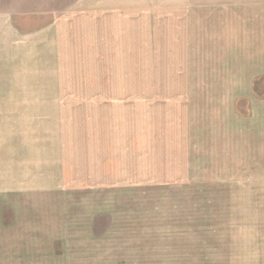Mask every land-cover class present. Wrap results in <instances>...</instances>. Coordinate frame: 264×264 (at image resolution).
Instances as JSON below:
<instances>
[{
    "label": "rangeland",
    "instance_id": "374dc122",
    "mask_svg": "<svg viewBox=\"0 0 264 264\" xmlns=\"http://www.w3.org/2000/svg\"><path fill=\"white\" fill-rule=\"evenodd\" d=\"M12 9L0 264H264V0Z\"/></svg>",
    "mask_w": 264,
    "mask_h": 264
},
{
    "label": "crops",
    "instance_id": "0c3cea01",
    "mask_svg": "<svg viewBox=\"0 0 264 264\" xmlns=\"http://www.w3.org/2000/svg\"><path fill=\"white\" fill-rule=\"evenodd\" d=\"M98 10H101V8H98ZM9 14L7 17L3 14ZM61 11L56 13L55 15H60ZM101 13L100 15H106V14H109V13H105V12H99ZM2 12L0 13V56L3 55V54H8L9 58L5 57L6 59H3L1 58L2 60H10L8 61L10 63V72L13 71V64H15V62L13 63V61H18V58L17 56L19 54H21V52H23V50L21 49L22 48V45L19 41V29L17 28L18 25H16V22H13V19L19 16H33L34 14H37V13H27V12H13V9L11 10V12ZM39 14V13H38ZM40 14H43V13H40ZM46 14H50L49 12L48 13H44L43 14V18H47V15ZM65 14V12L63 13ZM62 14V19H59L58 16H56L54 18V20L52 21V23H48V25H45V26H41V30H42V33L43 35H41V42H43V39H45V37L49 36V33H48V28L51 27V24L53 26H55V23L58 24V26H60V20H61V25H65L63 23V21H65V19H67V17H64V15ZM58 17V18H57ZM50 19V18H49ZM101 18H97V20H100ZM95 20V19H94ZM15 21V20H14ZM102 23H99V27H98V30L100 28V25ZM52 26V27H53ZM65 29V28H63ZM46 30L47 31V34H46ZM58 30V28H57ZM45 32V33H44ZM26 44V43H25ZM41 45H45L46 43H40ZM2 47L8 49L7 52L5 53H2ZM26 52L27 54H32L35 51V49H27Z\"/></svg>",
    "mask_w": 264,
    "mask_h": 264
}]
</instances>
